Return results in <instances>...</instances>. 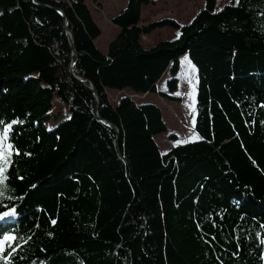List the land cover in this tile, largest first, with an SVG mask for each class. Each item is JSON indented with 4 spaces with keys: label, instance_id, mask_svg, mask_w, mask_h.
<instances>
[{
    "label": "trees",
    "instance_id": "16d2710c",
    "mask_svg": "<svg viewBox=\"0 0 264 264\" xmlns=\"http://www.w3.org/2000/svg\"><path fill=\"white\" fill-rule=\"evenodd\" d=\"M152 2L127 1L106 54L86 0H0V119L22 121L5 194L23 199L2 200L16 204L10 230L27 240L15 264H264V0L219 12L205 0L190 25L141 26ZM164 28L179 38L145 49L141 37ZM185 55L200 139L162 155V110L114 105L109 92L179 101ZM55 99L68 119L52 113Z\"/></svg>",
    "mask_w": 264,
    "mask_h": 264
},
{
    "label": "rangeland",
    "instance_id": "374dc122",
    "mask_svg": "<svg viewBox=\"0 0 264 264\" xmlns=\"http://www.w3.org/2000/svg\"><path fill=\"white\" fill-rule=\"evenodd\" d=\"M127 1L97 0L96 4H93L91 1L86 0L94 20L102 33L96 40V46L106 54L108 53L110 44L121 32L120 28L112 23V20L123 10ZM232 4L236 5V0H217L216 11L219 12L224 7ZM204 8L205 0H153L151 4L143 7L140 25L146 26L157 21L171 19L180 24V26H187L194 21ZM178 33L179 31L171 28L158 29L150 35H143L141 37V44L145 49H151L162 42L174 41L177 39ZM185 56L190 60L188 55ZM185 56L181 58L178 90L173 94L179 101H169L159 95L153 94L136 95L129 90L121 93L109 92V97L114 105H117L122 98L128 97L133 99L138 105L152 104L162 110L168 132L155 138L162 155L168 154L179 146L196 142L200 139L195 128L197 116L195 100L198 87V74L196 67L194 71L188 61L184 59ZM192 65L194 64L192 63ZM170 79V74L166 73L157 84V89L160 93L169 92L167 82ZM54 103L52 113L58 115L59 121L68 119L67 107L58 99H55ZM170 136H176L177 140H171ZM177 141L180 143H176Z\"/></svg>",
    "mask_w": 264,
    "mask_h": 264
},
{
    "label": "snow or ice",
    "instance_id": "6c2138e0",
    "mask_svg": "<svg viewBox=\"0 0 264 264\" xmlns=\"http://www.w3.org/2000/svg\"><path fill=\"white\" fill-rule=\"evenodd\" d=\"M236 6H240V0H236ZM179 35L180 34L178 33L177 38H179ZM184 59L188 61L189 65L195 71V66L192 65L188 57L185 56ZM261 107H264V104H262ZM19 123H22V121H18L16 119H12L11 121H4L0 119V262H2V264H15L13 260V254L18 253V251L22 249L23 244L27 243V240L25 238L19 236L18 233L12 232L10 230L11 224H9V221H14L19 215V213L17 212L16 204L14 202H2L3 199H7L9 201H14L15 199H23V197L16 198L6 196L5 194V187L7 186V177L5 176L6 167L11 165V157L13 156V154H15L16 156H19L21 154L20 150L16 148L13 142L10 140V136L14 134L13 126ZM246 123H251L254 125L256 121H247ZM261 123L264 124V121H261ZM6 141L7 143H5ZM176 143L180 142L177 141ZM24 155L31 156L32 154L26 152L24 153ZM253 163H255V161H253ZM18 178L23 179V177ZM31 187H36V185H32ZM51 223L55 224L56 220H51ZM260 226L264 227V224H261ZM37 227H39V225H37ZM197 227H200L199 224H197ZM49 235H51V233H49ZM212 239L214 240L215 237H212ZM206 242L210 243V241ZM260 243L264 245V239H261ZM239 255L240 245L239 243H237V248L232 252V256L238 259ZM19 258L24 259V257ZM260 258L264 259V253H261ZM220 264H223V262L221 261Z\"/></svg>",
    "mask_w": 264,
    "mask_h": 264
},
{
    "label": "water",
    "instance_id": "95a60500",
    "mask_svg": "<svg viewBox=\"0 0 264 264\" xmlns=\"http://www.w3.org/2000/svg\"><path fill=\"white\" fill-rule=\"evenodd\" d=\"M62 16H64V13L62 11H58ZM66 31H67V34L71 37V46H72V49H73V55H76L75 53V47H74V38H73V34L72 32L68 29V25H67V21H66ZM80 80V79H79ZM92 89V88H91Z\"/></svg>",
    "mask_w": 264,
    "mask_h": 264
},
{
    "label": "crops",
    "instance_id": "0c3cea01",
    "mask_svg": "<svg viewBox=\"0 0 264 264\" xmlns=\"http://www.w3.org/2000/svg\"><path fill=\"white\" fill-rule=\"evenodd\" d=\"M127 5V4H126ZM126 8V6L123 8V9H125ZM178 78V80H179V77H177ZM179 82H180V80H179ZM198 88V87H197ZM196 97H197V94H196ZM195 104H196V100H195ZM195 107H196V105H195Z\"/></svg>",
    "mask_w": 264,
    "mask_h": 264
},
{
    "label": "built area",
    "instance_id": "2783aa9c",
    "mask_svg": "<svg viewBox=\"0 0 264 264\" xmlns=\"http://www.w3.org/2000/svg\"><path fill=\"white\" fill-rule=\"evenodd\" d=\"M190 128H191V126H190Z\"/></svg>",
    "mask_w": 264,
    "mask_h": 264
}]
</instances>
